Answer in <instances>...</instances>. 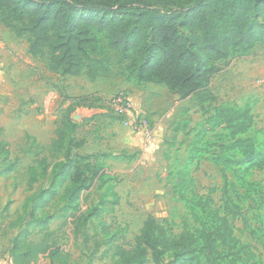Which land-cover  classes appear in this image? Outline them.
Returning a JSON list of instances; mask_svg holds the SVG:
<instances>
[{"label":"trees","instance_id":"16d2710c","mask_svg":"<svg viewBox=\"0 0 264 264\" xmlns=\"http://www.w3.org/2000/svg\"><path fill=\"white\" fill-rule=\"evenodd\" d=\"M0 24L14 30L17 38H26L32 57L46 56L52 72L84 74L89 80L106 78L114 58L118 74L129 84H162L180 99L194 97L204 116L195 129L189 159L205 158L219 166L221 210L212 205L210 196L199 198V212L190 209L197 226L177 236L148 215L131 248L115 243L114 233L100 222L114 264L158 263L167 254L175 264H264L234 234L232 219L241 214L242 197L228 177L229 171L239 175V164L264 157V147L257 149L248 136L255 123L252 104L218 103L211 88L219 62L247 56L257 44L264 45V0H0ZM91 98L84 94L62 97L73 101L56 122L48 144L40 145L25 135L34 152L26 184L32 188L47 176L49 187L28 196L23 212L10 223L20 228L12 240V264H33L40 256L49 264H80L51 239L48 224L52 215H37L55 197L61 203V214L71 218L74 234L85 243L94 240L92 253L99 249L101 242L89 234L87 224L107 203L111 208L117 205L119 195L111 183L97 204L85 211L80 208L79 199L92 178L102 180L106 175L103 182L117 181L116 176L101 172L102 166L94 162L96 155L72 153L84 143L74 135L80 124L72 113L83 102L93 106ZM0 151L8 154L4 143ZM113 158L129 160L133 155L122 152ZM31 225L39 227V241L29 240ZM84 264H89V258Z\"/></svg>","mask_w":264,"mask_h":264},{"label":"rangeland","instance_id":"374dc122","mask_svg":"<svg viewBox=\"0 0 264 264\" xmlns=\"http://www.w3.org/2000/svg\"><path fill=\"white\" fill-rule=\"evenodd\" d=\"M27 48L25 37L17 38L14 30L0 24V145L4 143L8 151L6 155L0 151L1 264L12 261V240L20 229L10 223L23 212L28 196L49 187L47 176L32 188L26 184L28 169L34 165V152L30 151L31 139L25 135L34 137L40 145L50 142L56 122L73 101H63L62 97L91 95L93 106L89 101L83 102L72 113L80 124L74 135L84 140L72 153L96 155L94 162L102 166L101 172L117 177V181L107 182H103L106 175L102 180L92 178L79 199L81 210L97 204L111 183L119 195L117 205L111 208L107 203L101 214L87 224L89 234L101 242L93 253L94 240L85 243L80 235L74 234L71 218L61 214V203L54 200L56 197L37 211L38 216L52 215L48 224L53 232L51 239L69 253L73 262L84 264L89 258V264H114L112 248L103 242L100 222H105L114 233L115 243L131 248L148 215L165 224L172 236H177L184 229L197 226L190 209L199 212L196 206L199 198L210 196L212 205L221 210L219 166L205 158L189 159L195 129L204 117L194 97L180 99L178 93L168 91L162 84L131 86L118 74L114 58L112 72L106 78L89 80L84 74L62 76L49 70L46 56L34 58ZM218 65L220 70L211 80L217 102L252 104L255 123L248 136L253 137L257 149H263L264 101L260 94L257 101L250 97L258 93L253 82L264 76V46L257 47L247 57H233ZM119 93L127 96L132 106V96L136 99L130 115L120 116L121 119L111 107L113 97ZM135 117L146 119L152 133L149 139L136 134L127 123ZM122 152L133 158H113ZM102 153L109 156H98ZM238 169L239 175L228 172L242 197L241 214L232 219L234 234L249 244L256 258L264 263V246L260 240H264V157L239 164ZM63 185L59 186V192ZM30 229L29 240L39 241L42 237L39 227L31 225ZM171 259V254H167L158 263L147 264H175ZM33 264H49V261L40 256Z\"/></svg>","mask_w":264,"mask_h":264},{"label":"built area","instance_id":"2783aa9c","mask_svg":"<svg viewBox=\"0 0 264 264\" xmlns=\"http://www.w3.org/2000/svg\"><path fill=\"white\" fill-rule=\"evenodd\" d=\"M111 107L116 115L127 117L128 115H130L132 104L127 96L119 93L113 97L111 101ZM127 123L136 134L141 135L142 137L147 139L151 137L152 133L148 128L146 119H139V117H135V119L129 120Z\"/></svg>","mask_w":264,"mask_h":264},{"label":"crops","instance_id":"0c3cea01","mask_svg":"<svg viewBox=\"0 0 264 264\" xmlns=\"http://www.w3.org/2000/svg\"><path fill=\"white\" fill-rule=\"evenodd\" d=\"M259 46H264V45H262V44H257L251 51H250V53L247 55V56H249V55H251V54H253V52L257 49V47H259ZM246 56V57H247ZM68 77H76V76H68ZM129 84V83H128ZM253 84H254V86L253 87H257L256 89H255V91L256 92H258L257 94H254V96H251L250 98L251 99H256L255 101H257L258 100V96H262V99H261V101H264L263 100V98H264V76H262V77H258L254 82H253ZM129 85H131L132 86V84H129ZM134 86V85H133ZM258 94H260V95H258ZM258 95V96H257ZM133 98V103H134V105L136 106V99L134 98V96H132ZM134 105L132 106V107H134ZM253 111V110H252ZM75 112V111H74ZM73 118V117H72ZM10 264H12V261L10 262Z\"/></svg>","mask_w":264,"mask_h":264}]
</instances>
